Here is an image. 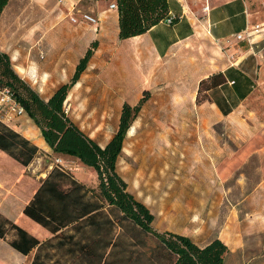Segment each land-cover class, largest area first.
<instances>
[{"label":"rangeland","instance_id":"obj_1","mask_svg":"<svg viewBox=\"0 0 264 264\" xmlns=\"http://www.w3.org/2000/svg\"><path fill=\"white\" fill-rule=\"evenodd\" d=\"M102 1L100 7H106ZM190 1L202 8L203 0ZM252 2L253 9L264 8V0ZM96 5L79 0L78 8L97 16ZM68 7L55 0H10L1 14L0 51L8 54L14 70L37 90L46 85L54 89L51 74L44 73L55 65L53 59L71 64V55L60 60L65 49L84 55L97 40L98 63L109 65L117 49L124 47L113 20L106 34L93 38L99 32L95 26L72 22ZM107 15L111 19L112 12ZM75 16L80 19L78 13ZM66 21L71 28L64 25ZM198 25L199 32L180 42L170 55L135 62L139 72L135 71L134 83L140 82L150 93L129 128L131 134L129 130L126 134L117 172L154 214L155 229L188 235L199 245L222 236L235 249L225 256V264H264V49L256 90L241 111L226 121H206L212 111L202 104L205 84L199 81L226 59L224 53L232 45H219ZM22 65L31 73L22 72ZM70 92L69 101L64 102L69 117L99 136L110 134L116 104L94 101L86 87L71 102ZM163 129L174 137L164 133L168 155L160 161L150 143ZM205 172L209 174L204 177ZM189 206L190 222L183 218ZM158 243L147 235L146 255L138 261L126 257L121 264H159L160 256L167 261ZM156 248L152 261L149 258Z\"/></svg>","mask_w":264,"mask_h":264},{"label":"trees","instance_id":"obj_2","mask_svg":"<svg viewBox=\"0 0 264 264\" xmlns=\"http://www.w3.org/2000/svg\"><path fill=\"white\" fill-rule=\"evenodd\" d=\"M9 1L0 0V17ZM117 12L120 39L143 34L168 17L174 16L173 21L178 18L171 12L170 0H117ZM97 46L98 41H93L71 80L60 85L47 101L14 70L8 54L0 51V86L11 91L56 152L79 157L98 174L96 188L57 166L42 181L24 212L57 235L51 244L33 239L39 247L32 264H121L126 257L138 261L146 255L147 235L157 239L158 249L167 258L164 261L160 256L159 264H225L230 250L219 237L199 245L188 235L155 229L154 214L128 190L127 182L117 172L124 139L148 99V90L136 105L124 104L118 130L105 148L84 135L66 113L64 102L69 89L86 69ZM223 81L221 73L215 74L210 86ZM206 82L201 81L205 86ZM0 148L24 165L37 151L2 122ZM158 249L151 252L150 260L156 259Z\"/></svg>","mask_w":264,"mask_h":264},{"label":"crops","instance_id":"obj_3","mask_svg":"<svg viewBox=\"0 0 264 264\" xmlns=\"http://www.w3.org/2000/svg\"><path fill=\"white\" fill-rule=\"evenodd\" d=\"M91 2L97 4L99 18L98 25H94V30L99 32L93 38L107 33L110 20H113L116 32L119 33L117 10L109 9L106 0H104L106 7H100L102 0H91ZM170 2L171 12L178 16L174 22L161 21L143 34L122 39L125 41L124 47L117 49V56L109 65L98 63V54L95 51L78 81L69 89L71 102L86 87L90 90L89 94L93 95L94 101L116 104L110 134L103 133L104 136L103 134L99 136L101 133L86 130L74 122L84 135L94 140L101 148H105L118 130L124 104L134 106L144 96V91L148 90L140 82L134 83L135 71L139 72L135 62L143 61L149 56L162 58L170 55L180 42L193 38L199 32L198 22L208 31L211 40L221 46L232 45L224 53L226 59L211 68L199 81H207L206 86L203 87L205 95L202 104L211 108L212 115L206 121L218 123L235 116L256 90L263 62L264 8L253 9L252 0H211L208 17L201 18L203 15L201 8L195 7V3L190 0H170ZM68 8L70 10V6ZM107 12H112L111 19ZM78 23L89 24L82 21ZM257 24L262 27L257 35L250 37L249 40L235 39L236 34ZM64 25L72 27L67 21ZM96 49L100 48L97 46ZM68 55H71L69 58L71 64L63 65L53 59L55 62L53 68L45 70L44 74L47 76L51 74L50 83L54 89L49 85L43 88L41 86L39 90L34 88L46 101L60 85L67 83L73 77L77 63L84 56H78L71 50L65 49L60 60H66ZM21 71L31 73L32 69L22 65ZM33 71L35 73L37 69L33 68ZM218 73L223 75V83L210 86L211 76ZM37 81L39 80L35 82ZM198 88L199 85L196 89ZM65 101L66 103L69 101L68 96ZM64 109L67 113L65 106ZM2 123L36 146L37 151L28 165H24L0 148V264H32L39 247V244H33V239L51 244L55 243L57 235L24 212L42 181L54 166L61 168L57 163L58 160L66 166L63 170L70 172L77 180L88 186L97 187L98 174L92 166L86 165L79 157L56 152L46 141L41 128L27 112L12 123ZM17 227L24 232H20ZM216 237L225 242L222 236ZM225 244L229 247V244L226 242ZM229 249L235 250L233 247Z\"/></svg>","mask_w":264,"mask_h":264},{"label":"built area","instance_id":"obj_4","mask_svg":"<svg viewBox=\"0 0 264 264\" xmlns=\"http://www.w3.org/2000/svg\"><path fill=\"white\" fill-rule=\"evenodd\" d=\"M58 4H69L70 6V19L72 22L77 23L79 21L87 22L93 25H98L99 18L97 16H94L92 13L89 12H82L81 9L78 8L79 1L75 0H55ZM108 3L109 9L117 10V0H106ZM210 1L211 0H203V5L201 8V11L203 13L201 18H207L210 13ZM78 13L80 15V19L77 18L75 15ZM175 17L171 16L168 17L166 22L172 23L174 22L173 19ZM254 28H246L242 32L236 34L235 39L237 41H242L243 39L249 40L250 37L254 33H257L262 27L261 25L257 24L253 26ZM26 113L25 108L18 103L11 91L8 88H2L0 86V121L5 123H12L16 120L19 116H22ZM60 164L61 168L64 169L66 166L58 160L57 162Z\"/></svg>","mask_w":264,"mask_h":264},{"label":"bare ground","instance_id":"obj_5","mask_svg":"<svg viewBox=\"0 0 264 264\" xmlns=\"http://www.w3.org/2000/svg\"><path fill=\"white\" fill-rule=\"evenodd\" d=\"M131 129H132V127H131ZM131 129L129 130L128 135L131 134ZM166 132L169 133V135L171 137H174V134L170 130H164L163 129L160 134H158V135H156L154 137L153 142L150 143V149L151 150H155L157 152V155L159 156L160 161H161V159L163 157L167 158V155H168L167 152H166V146L164 145V143H165V136H166L164 133H166ZM197 169H198V172L199 173L200 172H203V170H204V169H201L200 167H198ZM208 174L209 173L205 172V173H203V176L204 177L205 176H208ZM195 203H197V205H200L201 204L200 203V200H195ZM190 213H191V207L190 206L186 210L184 209V211H183L184 221L190 222V215H189Z\"/></svg>","mask_w":264,"mask_h":264}]
</instances>
